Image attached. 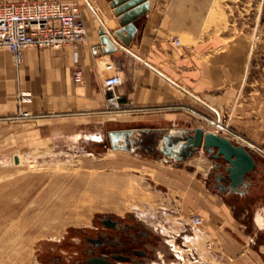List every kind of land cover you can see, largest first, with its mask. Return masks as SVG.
I'll use <instances>...</instances> for the list:
<instances>
[{
	"label": "crops",
	"instance_id": "1",
	"mask_svg": "<svg viewBox=\"0 0 264 264\" xmlns=\"http://www.w3.org/2000/svg\"><path fill=\"white\" fill-rule=\"evenodd\" d=\"M86 1L87 7L81 4L85 41L62 48L30 47L20 64L11 52L0 51V154L3 144L18 147V127L12 123L20 109L30 111L39 131L48 127L56 135L73 133L75 141H102V131L83 129L103 127L121 116L119 122L128 127L177 137L186 135V129L212 130V112L220 117L238 108L251 39L248 34L228 36L220 25L211 27L209 0H149L130 45L114 34L120 23L111 0ZM101 28L117 51L103 52ZM94 45L100 46L99 55L93 54ZM107 62L124 79L113 90L104 87L114 73L104 69ZM77 67L84 70L81 83L73 78ZM252 152L258 167L238 190H231L229 182H222L225 190L218 187L219 171L212 173L216 162L204 149L163 172L177 193L174 205L183 209L178 218L186 220L200 245L189 249L192 264H264V246L258 243L264 234V161ZM7 187L15 189L0 185V190ZM194 216L203 219L201 226L192 224Z\"/></svg>",
	"mask_w": 264,
	"mask_h": 264
},
{
	"label": "rangeland",
	"instance_id": "2",
	"mask_svg": "<svg viewBox=\"0 0 264 264\" xmlns=\"http://www.w3.org/2000/svg\"><path fill=\"white\" fill-rule=\"evenodd\" d=\"M80 3L82 7L88 5L86 0ZM209 4L211 27L220 25L228 36L248 34L251 39L238 108L220 117L264 149V0H209ZM211 114L213 119L219 118L216 113ZM120 118L114 116L103 127L83 129L102 131V141L92 137L75 141L73 133L56 135L48 127L39 131V124L28 117L12 123L18 127V147L11 149L3 144L0 185L18 184L24 188L7 187L0 191V264H88L87 238L98 232L112 233L102 223L106 217L127 225L140 223L150 235L151 256L143 262L118 264H192L189 249H200V245L192 239L195 233L186 226V220L178 218L183 209L174 205L177 193L172 190L169 176L163 175L166 169L183 161L165 157L157 145L151 144L157 136L154 131L128 127L119 122ZM118 129L136 131L129 136L135 142L134 151L112 149L109 133ZM259 158L264 161V155ZM89 185L98 191L71 205L79 212L67 213V221L58 217L48 219L43 227L45 235L27 233L21 206L29 203L32 211L34 197L38 195L63 197L69 188L83 194ZM258 243L264 246V234ZM262 258L264 261V254Z\"/></svg>",
	"mask_w": 264,
	"mask_h": 264
},
{
	"label": "built area",
	"instance_id": "3",
	"mask_svg": "<svg viewBox=\"0 0 264 264\" xmlns=\"http://www.w3.org/2000/svg\"><path fill=\"white\" fill-rule=\"evenodd\" d=\"M87 38L80 0H0V51L11 52L17 64L22 62L25 50L30 47L62 48ZM174 43L180 45V40ZM100 51L99 45L92 46L94 55H99ZM105 68L114 71L104 80L106 90H113L124 82L113 63H106ZM83 73L81 67L75 69L73 78L77 83L83 81ZM32 116L29 111L20 109L15 119ZM211 125V131L264 155L263 147L233 130L222 117L211 120ZM192 224L201 226L203 219L194 216Z\"/></svg>",
	"mask_w": 264,
	"mask_h": 264
},
{
	"label": "water",
	"instance_id": "4",
	"mask_svg": "<svg viewBox=\"0 0 264 264\" xmlns=\"http://www.w3.org/2000/svg\"><path fill=\"white\" fill-rule=\"evenodd\" d=\"M111 7L114 10L120 27L114 30V34L125 44L130 45L135 37L138 27L137 19L144 15L150 7L149 0H111ZM102 50L104 53H113L118 50V46L113 41L105 28L99 31ZM148 131L147 129H143ZM134 129H118L109 133L110 145L113 150L127 149L134 151L135 142L129 139L134 133ZM136 132V131H135ZM161 132V131H160ZM184 136L175 137L171 133L159 135L151 142L157 145L165 157H170L176 161H184L200 149H204L209 157L216 164L221 160L225 164V175L221 173L219 182H229L231 190H238L241 186L246 187L247 180L258 167L256 155L247 147L237 144L226 136H222L210 130L198 127L184 130ZM15 162H19V157H15ZM107 221V222H106ZM112 221L106 217L104 223L109 225ZM92 264H109L103 257H97L91 261Z\"/></svg>",
	"mask_w": 264,
	"mask_h": 264
},
{
	"label": "flooded vegetation",
	"instance_id": "5",
	"mask_svg": "<svg viewBox=\"0 0 264 264\" xmlns=\"http://www.w3.org/2000/svg\"><path fill=\"white\" fill-rule=\"evenodd\" d=\"M216 180H219L225 175V164L221 160L213 168L212 173H216ZM223 182V181H222ZM222 182L218 183L220 189L225 190L226 186H223ZM225 184L228 182H224ZM112 219V218H111ZM105 220V219H104ZM103 220V225L107 227L110 232H98L96 236H89L87 243L89 249L87 253L88 264H92L91 261L97 257H103L109 264H118V262L124 263H136L143 262L151 256L148 250V243L150 242V235L146 232L140 223L131 222L128 225L126 223H120L118 220L112 219L109 221V225H106ZM107 222V221H106Z\"/></svg>",
	"mask_w": 264,
	"mask_h": 264
},
{
	"label": "bare ground",
	"instance_id": "6",
	"mask_svg": "<svg viewBox=\"0 0 264 264\" xmlns=\"http://www.w3.org/2000/svg\"><path fill=\"white\" fill-rule=\"evenodd\" d=\"M218 126H221L219 122L216 123ZM92 177V176H91ZM86 181V180H85ZM132 181V180H131ZM96 183V182H95ZM133 184V182H131ZM29 185V184H28ZM77 185V184H76ZM119 185V184H118ZM72 187V186H71ZM76 187V186H74ZM136 187V186H135ZM15 189H23L24 187L22 185L15 184ZM131 188V187H130ZM134 188V187H133ZM4 189V188H3ZM10 189V188H9ZM7 189V190H9ZM80 189V188H79ZM68 193L63 194V197L60 194H57V196H43V195H38L37 197H34L33 200V210H30L29 203L25 207L24 205L21 206L23 208V213L21 215V218L23 220V223L26 226L27 233L30 234V232H33L34 236L35 234L39 235H45L46 231L43 230V227H45L44 223L47 222L48 219H51L52 217H58L59 219H66L67 213H77L79 210L77 207H71V205L74 202L78 201V198L81 199V197H85L86 195H89V193H93L92 191L96 190L94 186H87V189H84L83 194H79L76 192L74 188H69L67 189ZM1 191V190H0ZM90 191V192H89ZM98 191V190H97ZM5 192V191H4ZM133 192V191H132ZM130 192V193H132ZM98 195V194H97ZM100 196V195H99ZM135 196V195H134ZM7 197V196H6ZM5 198V197H4ZM4 198H2L4 201H6ZM138 198V197H137ZM148 199V198H147ZM103 202V201H102ZM27 204V201H26ZM58 206V207H56ZM61 206L64 207H69L67 210L64 208H60ZM80 206V205H79ZM135 206V205H134ZM82 207V206H81ZM19 208V206L17 207ZM115 210V209H114ZM22 211V210H21ZM120 212V211H119ZM84 216V215H83ZM77 220V219H76ZM54 221V220H53ZM56 221V220H55ZM67 221V219H66ZM81 221V220H80ZM65 222V221H64ZM90 222V221H89ZM264 223V222H263ZM260 223V224H263ZM75 224V223H74ZM32 225V226H31ZM264 225V224H263ZM47 226V225H46ZM32 229V230H31ZM49 229V228H48ZM51 230H55L53 227H50ZM56 231V230H55ZM7 232H9L7 230ZM51 232V231H50ZM8 235V234H7ZM41 237V236H40ZM21 259V258H20ZM18 260V259H17ZM17 264V263H16Z\"/></svg>",
	"mask_w": 264,
	"mask_h": 264
}]
</instances>
